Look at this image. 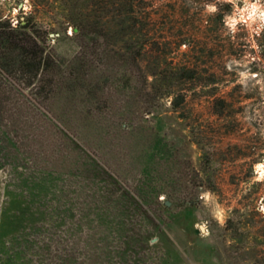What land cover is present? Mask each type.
<instances>
[{"label":"rangeland","instance_id":"rangeland-1","mask_svg":"<svg viewBox=\"0 0 264 264\" xmlns=\"http://www.w3.org/2000/svg\"><path fill=\"white\" fill-rule=\"evenodd\" d=\"M120 1L145 37L75 36L70 22L121 19L102 5ZM261 11L264 0H0V21L28 20L76 70L47 102L0 81V264H264ZM166 88L185 95L177 111ZM218 98L233 103L225 118Z\"/></svg>","mask_w":264,"mask_h":264},{"label":"trees","instance_id":"trees-1","mask_svg":"<svg viewBox=\"0 0 264 264\" xmlns=\"http://www.w3.org/2000/svg\"><path fill=\"white\" fill-rule=\"evenodd\" d=\"M102 5H104L103 8L108 6L111 12L115 13V15L118 14V17H121V19L115 23L104 22L102 20L91 23L81 19L73 23L69 21L76 30L74 33L75 36L80 37L86 35L90 30V26H93L95 28L93 32L96 35H100L103 32H110L119 27L120 34L125 33L130 36L135 34L133 32L138 29L136 34L145 37L142 32L146 29L141 26L138 27L137 21L132 17L134 11L131 3L120 1L110 5ZM226 7L230 8L231 6L227 4ZM214 17L220 20L222 19V14L217 13ZM111 23H113L114 26H112ZM39 31L40 30H34L28 20H25L24 24L22 21H19L15 26H12L9 22L0 21V81L5 80L13 84L14 87L17 85L16 87L20 89L30 88L36 102H40V100L42 102H47V100L54 97H60L61 94H65V92H67L66 94L69 93L66 91L67 89L64 93L62 92V85L66 79L69 80L70 86L75 85L76 70L74 69L73 71V69H70L69 72L62 70L61 65L58 64L54 56L47 51V46L44 45V42L40 40ZM231 45L232 43H229L230 47ZM145 46L146 43L138 44V40H134L131 43V49L133 47L135 50L133 52L135 55L137 54V57L140 56ZM214 46L215 49L218 48V44ZM134 54L133 60L135 61L137 57H134ZM175 71L174 74L180 75V77L183 76L182 78H186L187 80H192L194 78L192 69L183 68ZM73 89L74 88H71L69 90L73 91ZM46 91H48V94L42 97V94ZM160 94L162 96L172 97L171 107L174 111H177L185 103L184 94H174L168 88L164 89ZM232 107V102L223 98H218L212 103L211 110L212 114L217 118H225ZM165 208L166 210L169 209L166 205ZM2 227L3 222L1 224V228ZM1 242L2 232L0 234V244Z\"/></svg>","mask_w":264,"mask_h":264},{"label":"clouds","instance_id":"clouds-1","mask_svg":"<svg viewBox=\"0 0 264 264\" xmlns=\"http://www.w3.org/2000/svg\"><path fill=\"white\" fill-rule=\"evenodd\" d=\"M229 3L233 2V0H228ZM245 3L247 4V0H245ZM257 3H259V0H257ZM211 11H215V9H211ZM243 11L248 12V17L247 20H253L254 17H256L257 12L259 11V9L257 8L256 4H253L250 6V10L249 8H245ZM259 18L264 21V11H261L259 13ZM241 20H244V16H243V12L241 13ZM247 21H245L246 23ZM261 176L264 177V171L261 172ZM262 211H264V209H262Z\"/></svg>","mask_w":264,"mask_h":264},{"label":"water","instance_id":"water-1","mask_svg":"<svg viewBox=\"0 0 264 264\" xmlns=\"http://www.w3.org/2000/svg\"><path fill=\"white\" fill-rule=\"evenodd\" d=\"M166 205L168 206V205H169V203H166Z\"/></svg>","mask_w":264,"mask_h":264},{"label":"bare ground","instance_id":"bare-ground-1","mask_svg":"<svg viewBox=\"0 0 264 264\" xmlns=\"http://www.w3.org/2000/svg\"><path fill=\"white\" fill-rule=\"evenodd\" d=\"M260 175H261V171H260Z\"/></svg>","mask_w":264,"mask_h":264}]
</instances>
